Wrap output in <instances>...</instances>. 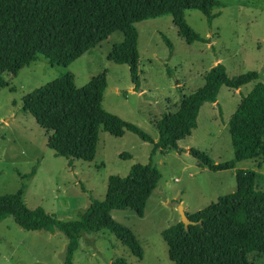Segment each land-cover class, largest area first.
<instances>
[{
	"label": "rangeland",
	"instance_id": "1",
	"mask_svg": "<svg viewBox=\"0 0 264 264\" xmlns=\"http://www.w3.org/2000/svg\"><path fill=\"white\" fill-rule=\"evenodd\" d=\"M214 1L219 6L212 11L219 13L209 24L198 10L184 11L188 26L205 37V42L186 43L177 35L169 15L133 24L138 55L135 88L127 66L106 59L110 47L122 39L120 31L111 32L66 67L50 65L38 56L15 75L3 76L0 195L15 192L22 183L21 201L26 207L39 206L60 220H71L92 201L102 199L109 175L122 177L132 164L145 163L152 144L128 130L115 137L99 129L90 161L54 155L45 145L48 133L21 111V99L27 92L63 71L72 74L75 87L104 72L102 108L155 141L153 122L163 112L173 111L180 95L202 84V73L214 59H219L228 77L249 70L257 72V79L242 85L239 93L220 86L217 104L204 102L199 107L196 126L177 141L179 151H154L151 161L159 179L145 201L142 216L128 209L109 211L113 220L132 232L142 250L141 258L99 228L81 231L72 264H110L115 258H122L125 264H172L161 231L179 220L176 206L180 204L191 213L234 190L233 169L210 171L199 166L184 148L203 152L215 163L232 159L227 120L252 85L264 82V0ZM161 35L170 41V49ZM235 167L253 170L255 185L264 189V156L238 161ZM65 244L64 235L58 231L25 230L9 216L0 220V264H61ZM246 256L252 264H264V256L255 251Z\"/></svg>",
	"mask_w": 264,
	"mask_h": 264
},
{
	"label": "trees",
	"instance_id": "2",
	"mask_svg": "<svg viewBox=\"0 0 264 264\" xmlns=\"http://www.w3.org/2000/svg\"><path fill=\"white\" fill-rule=\"evenodd\" d=\"M218 6L214 0H0V87L6 86L4 75H15L38 56L50 65L66 67L111 32L120 31L122 39L110 47L106 59L125 64L135 88L138 55L134 23L169 15L177 35L186 43L205 42V37L188 26L184 11L198 10L209 24L217 15L212 9ZM161 38L170 49V41L164 35ZM257 76L249 70L228 77L224 66L215 63L202 73L200 86L180 95L176 108L153 122L157 133L153 141L137 126L102 108L104 72L79 87L74 86L69 71L61 72L21 99V111L48 133L46 147L54 155L90 161L99 129L115 137L128 130L152 144L147 161L132 164L125 176L109 175L102 199L92 201L76 219L60 220L39 206L26 207L21 201V183L15 192L0 195V220L9 216L22 229L63 234L66 244L61 264H72L81 231L99 228L140 259L142 250L134 235L113 220L109 211L128 209L142 216L145 201L159 179L151 161L154 151H179L177 141L190 134L199 107L215 102L220 86L237 89ZM226 127L233 154L230 161L215 163L194 148L186 152L210 171L233 169L235 188L197 211L185 212L193 222L186 228L178 220L161 231L172 264H252L247 253L264 256V189L255 185L253 170L235 167L238 161L264 156V82L256 81L240 98ZM110 264L125 262L115 258Z\"/></svg>",
	"mask_w": 264,
	"mask_h": 264
},
{
	"label": "water",
	"instance_id": "3",
	"mask_svg": "<svg viewBox=\"0 0 264 264\" xmlns=\"http://www.w3.org/2000/svg\"><path fill=\"white\" fill-rule=\"evenodd\" d=\"M176 210H177L178 215H179V221L182 223L184 228H186V226L188 224L193 223L187 218V216L185 214V211L183 210V208H182V206L180 204H178L176 206Z\"/></svg>",
	"mask_w": 264,
	"mask_h": 264
},
{
	"label": "crops",
	"instance_id": "4",
	"mask_svg": "<svg viewBox=\"0 0 264 264\" xmlns=\"http://www.w3.org/2000/svg\"><path fill=\"white\" fill-rule=\"evenodd\" d=\"M217 8V7H216ZM214 12H216V11H214ZM218 13H219V11H217V15H218ZM216 15V16H217ZM192 42V41H191ZM190 42V43H191ZM219 61V59H214V61L212 62V66H213V64H215V62H218ZM210 68V67H209ZM225 68V67H224ZM241 87V86H240ZM240 87L239 88H237V89H234V91H238V93H239V91H240ZM217 104V99L215 100V102H212V103H210V105H212V106H215ZM189 147H187V146H185V148H184V150L186 151L187 149H188Z\"/></svg>",
	"mask_w": 264,
	"mask_h": 264
}]
</instances>
